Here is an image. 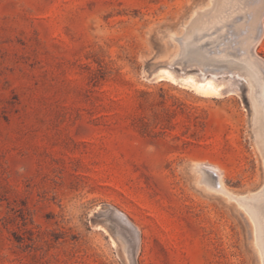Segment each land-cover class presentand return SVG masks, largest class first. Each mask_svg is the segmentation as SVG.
Wrapping results in <instances>:
<instances>
[{"label": "rangeland", "instance_id": "obj_1", "mask_svg": "<svg viewBox=\"0 0 264 264\" xmlns=\"http://www.w3.org/2000/svg\"><path fill=\"white\" fill-rule=\"evenodd\" d=\"M231 1L0 0V264H264V89L231 62L264 6Z\"/></svg>", "mask_w": 264, "mask_h": 264}, {"label": "bare ground", "instance_id": "obj_2", "mask_svg": "<svg viewBox=\"0 0 264 264\" xmlns=\"http://www.w3.org/2000/svg\"><path fill=\"white\" fill-rule=\"evenodd\" d=\"M211 2H212V0H210ZM228 1V0H227ZM253 2V4L255 3V4H259V5H262V6H264V0H253L252 1ZM221 3H225L226 4V2H225V0H222V2ZM228 3V2H227ZM232 6H235V5H239V2H238V0H232L231 2H229ZM249 3V2H248ZM247 3V6L249 5V4H252L251 2L248 4ZM230 5V6H231ZM230 9H231V7H229ZM239 8H241V7H238V9ZM243 8V7H242ZM261 8V7H260ZM241 10V9H240ZM243 10V9H242ZM227 12V11H226ZM240 13V12H239ZM222 14V13H221ZM202 15V14H201ZM255 15V16H254ZM243 16V15H242ZM242 16H241V18H242ZM254 16V17H253ZM198 17V16H197ZM205 17H206V15H205ZM212 17V16H211ZM250 17H253V19L252 20H250L251 21V25H252V27H253V29L252 30H257V35H258V39L256 40V44H255V42H254V44L255 45H253L252 46V49H251V51H249L248 52V54L245 56V57H243V58H240V59H232V63H234L235 65H237V64H240L239 66H241L242 68H243V70L242 69H237V68H235V65L233 66L234 68H233V71L236 69L238 72H242L243 73V78L248 82V84H250L249 82H253V83H255L254 85H257L259 88H261V89H264V84H263V86L261 85L262 83V80L264 79V60L262 59V58H260L256 53H255V48H256V46L259 44V42L261 41V39H262V37H264V26H263V24H262V22H263V14H261V16H260V12H259V15H257V14H250L249 15V17L247 18L248 20H249V18ZM244 18V17H243ZM206 19V18H205ZM200 20V19H199ZM204 21V19H201L200 20V22L201 21ZM207 20V19H206ZM206 20H205V22H206ZM211 20V19H210ZM209 20V21H210ZM244 20H245V18H244ZM240 21H243V20H240ZM250 21H249V23H250ZM200 22H199V24H200ZM204 22V24H206ZM219 22V21H218ZM217 23V22H216ZM215 23V24H216ZM201 24H202V22H201ZM218 25H221V24H219L218 23ZM218 25H217V27H218ZM201 26V25H200ZM216 26V25H215ZM193 27H194V25H193ZM206 27V26H205ZM205 27H204V29L203 30H205ZM246 27V26H245ZM203 28V27H202ZM213 28H215V27H213ZM236 28V27H235ZM206 29H207V27H206ZM208 29H210V28H208ZM220 29V28H219ZM219 29H217V30H219ZM237 29V28H236ZM251 29V28H250ZM215 30V29H214ZM188 31V30H187ZM206 32H207V30H205ZM210 31H211V29H210ZM219 31H221V30H219ZM231 31V30H230ZM209 32V31H208ZM207 32V33H208ZM228 32V31H227ZM232 32V31H231ZM236 32H237V30H236ZM202 33H204V32H202ZM206 33V34H207ZM233 33V32H232ZM249 33H251V32H249ZM254 33V32H253ZM255 33H256V31H255ZM235 34V33H234ZM233 34V35H234ZM241 34V33H240ZM250 35V34H249ZM240 36V35H239ZM242 36H244L243 34H242ZM251 36V35H250ZM255 36H256V34H255ZM255 36H254V38H255ZM187 38H188V36H187ZM230 38V37H229ZM237 38V37H236ZM201 39V38H200ZM206 39V38H205ZM231 39V38H230ZM250 39V38H249ZM204 40V39H203ZM225 40V39H224ZM234 40H235V37H234ZM237 40V39H236ZM211 41V40H210ZM240 42V41H239ZM182 44L184 45L185 43H183L182 42ZM232 44V43H231ZM234 44V43H233ZM187 45H189V44H187ZM238 45V44H237ZM241 45V44H240ZM185 46V45H184ZM233 46V45H232ZM231 46V47H232ZM235 46V45H234ZM243 46V45H242ZM247 45H245V47H246ZM185 47H187V46H185ZM185 47L183 48V49H185ZM189 47V46H188ZM241 47V46H240ZM237 50L239 49V48H236ZM236 49H235V51H236ZM249 49H250V47H249ZM222 51H224V50H222ZM227 51V50H226ZM231 51H234V50H232V48H231ZM239 51L240 50H238V52L237 53H239ZM247 51V50H246ZM242 52V51H241ZM226 53V52H225ZM225 53H224V55H225ZM231 53V52H230ZM233 53V52H232ZM231 53V54H232ZM246 53V52H245ZM236 55V54H235ZM234 55V56H235ZM245 55V54H244ZM244 55H242V56H244ZM227 56V55H226ZM226 56H224V57H226ZM237 56V55H236ZM239 56H241V54H239ZM225 59V58H224ZM198 60V59H197ZM185 61V60H184ZM206 64V63H205ZM208 65V64H207ZM215 65H216V62H215ZM221 65H223V64H221ZM217 66V65H216ZM219 66H220V62H219ZM219 66H218V68H219ZM230 66V65H229ZM223 67V66H222ZM228 67V66H227ZM191 68V67H190ZM189 68V69H190ZM217 68V67H216ZM230 71H232V70H230ZM229 71V72H230ZM169 72V71H168ZM205 72V71H204ZM207 73L209 72V71H206ZM214 72V71H213ZM240 72V73H241ZM232 73V72H231ZM241 73V74H242ZM226 74V73H225ZM203 75H204V73H203ZM207 75V74H206ZM218 76V75H217ZM237 76H238V78L239 77H241V75L240 74H237ZM247 76H249V78H247ZM168 77H171L170 76V73H168L167 75H166V77L165 78H162L161 80H167V78ZM206 77V76H205ZM204 77V78H205ZM212 78V77H211ZM229 78H230V76H229ZM216 79V78H215ZM218 79V78H217ZM235 79V78H234ZM229 80H231V78L229 79ZM264 81V80H263ZM200 82H201V80H200ZM203 83H196V87H197V89H199L200 91H202L203 93H205V94H213V93H218V95H219V91H221V89H220V85L219 84H217L213 79H211L210 81H207V79L205 78V80L204 81H202ZM194 83V82H193ZM221 83V82H220ZM253 85V86H254ZM251 86V85H250ZM254 88V87H253ZM256 88H254V90H255ZM256 91V90H255ZM255 91H254V93H255ZM252 94H253V91H252ZM262 95V94H261ZM259 96V95H258ZM260 98V97H259ZM253 99H254V101L256 102V101H258V99H257V95H256V93H255V95H253ZM257 99V100H256ZM252 100V99H251ZM263 100H264V98H263ZM262 100V101H263ZM259 102V101H258ZM262 103V102H261ZM258 104V103H257ZM260 106V105H259ZM261 107V106H260ZM263 108L264 107H262V110H263ZM263 112V111H262ZM263 118V117H262ZM263 123V122H262ZM263 126V125H262ZM262 128V127H261ZM264 135V134H263ZM264 140V139H263ZM263 150H264V147H263ZM203 170V169H202ZM201 170V171H202ZM203 172V171H202ZM205 172V171H204ZM207 172V171H206ZM205 174V173H204ZM217 175V181H218V184H219V186L220 187H222L223 189L225 188L224 187V182H223V180L221 179V176L219 175V174H216ZM210 181V180H209ZM206 182V181H205ZM209 183V182H208ZM211 183H209V185H210ZM207 185V184H206ZM212 185V184H211ZM213 186V185H212ZM207 187V186H206ZM208 188V187H207ZM211 190H214V189H212L211 188ZM210 191V190H209ZM226 196H227V194H226ZM231 196V195H230ZM231 199H232V197H231ZM244 200L246 201V200H249V202H245V201H242V200H238L245 208H246V210L248 211V213L250 214V216H251V218H252V220L257 224V226H259L260 227V229H261V231L262 232H264V220H262V218L260 217V210H262V207L263 206H261V205H263V203H264V190H263V192L262 193H259V194H256V195H249V196H246L245 198H244ZM261 233V232H260ZM258 250H259V248H258ZM259 252V251H258ZM259 256H260V253H259Z\"/></svg>", "mask_w": 264, "mask_h": 264}, {"label": "water", "instance_id": "obj_3", "mask_svg": "<svg viewBox=\"0 0 264 264\" xmlns=\"http://www.w3.org/2000/svg\"><path fill=\"white\" fill-rule=\"evenodd\" d=\"M185 75H186V74H184V73H183V74H178V75L175 76V78H176V79H180V78L184 77ZM158 78H159V77H158Z\"/></svg>", "mask_w": 264, "mask_h": 264}]
</instances>
